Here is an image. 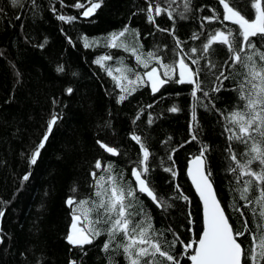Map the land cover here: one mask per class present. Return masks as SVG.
Listing matches in <instances>:
<instances>
[{
	"label": "trees",
	"instance_id": "1",
	"mask_svg": "<svg viewBox=\"0 0 264 264\" xmlns=\"http://www.w3.org/2000/svg\"><path fill=\"white\" fill-rule=\"evenodd\" d=\"M76 2L22 0L21 5L13 6L11 0H0V210L4 211V216L0 217V264H70L72 261L75 264H109V257L115 264H126L123 255L115 251L116 242L109 252L102 250L106 236L83 247L67 242L71 216L65 201L74 186L78 190L77 199L93 196L94 180L90 173L96 171L98 176L106 175L103 170L94 168L97 159L104 164L111 162L113 173L123 174L122 182H134L131 168L136 166L139 145L131 140L132 133L141 136L153 153L151 179L157 192L169 198L179 184L190 201L169 200L172 207L162 211L141 196L155 228L163 233L159 239L166 250L168 242L174 239L173 233L187 243L193 234L198 238L202 231L201 204L186 174L188 160L198 154L201 143L210 148L207 156L219 198L234 228L242 230L244 217L232 208V204L235 200L240 207L243 201L234 191L238 185L225 170L227 142L221 135L225 123L221 113L226 115L238 106L237 93L233 89L241 77L225 81V88L215 94L217 98L212 102L221 112L197 105L198 140L186 143L191 139V86L170 83L155 95L150 86H144L118 103L120 89L105 69L95 63L99 57L111 55L113 59L106 62L108 67L115 69L123 61L141 74L145 71L130 52L106 46L109 34L125 27L129 29L123 38L125 43L138 48L142 45L140 51L145 54L156 51L165 63L177 58L172 53L175 42L170 31L160 29L174 27L175 36L185 42V52L192 47L199 48L212 30L226 26L235 28L227 21L208 23L202 20L213 15V9L222 14L218 0H191V11L185 13L187 19L177 15L183 11L184 0H175L173 19L162 13L155 18V23L147 20L148 4L159 2L167 7L170 0H103L101 8L90 17L81 15L84 9L73 7ZM79 2L89 4V0ZM231 2L242 14L251 15L248 0ZM59 15L76 19L61 21L57 18ZM194 32L202 33L200 40L190 39ZM85 38L91 47L84 46ZM41 44L44 47L41 48ZM261 47L264 50V46ZM191 55L195 58L199 53ZM213 59L219 63L227 59V54L220 52ZM204 63L201 61L202 66ZM58 66L64 70L58 72ZM151 66H156L155 62ZM224 67L226 74L232 71L227 65ZM235 71L243 69L237 66ZM129 75L134 78L132 73ZM205 85L211 86V81H205ZM69 87L73 89L71 94L66 91ZM197 95L203 103H208L202 93ZM173 105L180 111H167ZM54 113L59 119L36 164L32 165L30 156ZM150 117L152 124L148 123ZM97 140L119 148L122 154L111 156L99 147ZM233 148L237 153L246 151L243 145L235 142ZM172 149H176L175 153ZM169 155L178 172L174 180L170 173L163 171V167L173 166ZM29 173V180L23 181L22 177ZM242 210L252 227L250 210ZM189 211L194 224H189ZM238 239L244 246L250 244L248 234ZM181 250L182 246L177 243L175 254L179 255ZM181 264L190 262L181 257Z\"/></svg>",
	"mask_w": 264,
	"mask_h": 264
},
{
	"label": "snow or ice",
	"instance_id": "2",
	"mask_svg": "<svg viewBox=\"0 0 264 264\" xmlns=\"http://www.w3.org/2000/svg\"><path fill=\"white\" fill-rule=\"evenodd\" d=\"M218 2L222 6V14H218L213 9V15L205 16L202 20L208 23L227 21L235 28L226 26L212 30L199 48L192 47L189 52L184 51L185 42L175 36L174 27L172 30L160 29V31H170L174 38L175 47L172 53L177 58L169 63H165L164 58L156 51L145 54L140 51L142 45L138 48L130 47L125 43L123 38L129 32L127 27L109 34L106 46L113 49L123 48L130 52L135 57L136 63L142 65L145 71L142 74L135 72L122 62L121 66L115 69L108 67L106 62L113 59L111 55L101 56L95 63L105 69L115 86L120 89L118 103L124 102L144 86H150L153 95L170 83L191 86L190 95L193 99L189 125L191 139L186 143L198 140L197 105L209 111L221 112L212 102L217 98L215 94L225 88V81L235 80L237 76L241 77L233 89L237 93L238 106L226 115L221 113L225 121L221 135L225 136L227 142L224 159L228 163L225 170L232 175L238 185L234 191L238 194L239 200L243 201L240 207L235 200L232 204V208L244 217L242 230L234 228L225 207L218 199L207 156L210 148L207 144L201 143L198 154L188 161L187 176L191 178L196 193L202 201V231L198 238L193 234V238L187 243L173 233L174 239L168 242V250H166L159 239L163 233L155 228L153 217L150 212L145 211L141 196L150 200L157 209L162 211L172 207L169 200H183L189 203L190 201L179 184L175 185V193L169 198L157 192L151 179L153 168L150 167V161L153 153L141 136L132 133L131 140L139 145V154L134 161L136 166L131 168V177L134 178V182H122L123 174L119 176L114 174L111 162L104 164L97 159L94 168L103 170L106 175L98 176L96 171L90 173L94 180L93 196L77 199V188L74 186L70 190L72 194L65 201L71 216L70 230L66 236L70 245L83 247L93 244L101 236H106L102 250L109 252L113 248V243L116 242L115 251L123 255L126 264H181V257H185L190 264H264V50L261 47L264 46V0H248L251 15L242 14L231 0H218ZM11 3L13 6H19L22 0H11ZM173 3L175 0H170L167 7H162L159 2L155 5L149 3L145 10L148 22L155 23V18L162 13H166L169 19H173V13L176 12V9L172 7ZM102 4L103 0H89L86 6L77 0L73 7L84 9L81 15L90 17L101 8ZM189 11H191V0H184L183 11L178 12L177 15L181 19H187L185 13ZM57 18L66 22L76 19V17L65 15H59ZM201 27L203 28V23ZM135 35L138 39V31ZM201 35L202 33L194 32L190 39L200 40ZM39 46L44 47L43 44ZM84 46H92L87 38H85ZM220 52H226L227 59L218 63L213 57ZM196 53L199 55L193 58L191 54ZM201 61L205 62L203 66ZM153 62L156 66L150 67ZM225 65L232 70L228 74H226ZM237 66L243 71L236 72ZM63 70L62 66L57 67L58 72ZM130 73L134 78L130 77ZM202 76L204 79H201ZM208 80L211 81V86L205 85V81ZM66 91L71 94L73 89L69 87ZM197 93H202L208 103H203ZM147 107L151 108L152 105ZM167 111L176 113L180 109L173 105ZM58 119V115L54 113L48 121L42 140L30 156V164H36L41 149L44 148ZM148 123H153L151 117ZM233 142L243 145L246 151L240 153L234 151ZM96 143L111 156L122 154L119 148L109 146L103 141L97 140ZM175 151L176 149H172L173 153ZM168 160L172 161L173 166L163 167V171L170 173L174 180L178 175L174 167L175 161L172 155L168 156ZM29 176L30 173L24 175L22 180H29ZM242 209L250 210L252 227L249 226L248 217ZM191 215L189 211V224H194ZM3 216L4 211L0 210V217ZM168 231L172 232V229L169 228ZM189 231L192 232V229L189 228ZM245 234L250 236L248 246L242 245L238 239ZM177 243L182 246L179 255L175 254ZM70 264H75V261ZM109 264H115L112 257H109Z\"/></svg>",
	"mask_w": 264,
	"mask_h": 264
},
{
	"label": "water",
	"instance_id": "3",
	"mask_svg": "<svg viewBox=\"0 0 264 264\" xmlns=\"http://www.w3.org/2000/svg\"><path fill=\"white\" fill-rule=\"evenodd\" d=\"M191 159V158H190ZM189 159V160H190ZM188 160V161H189ZM187 166H188V163H187ZM186 174H187V167H186ZM188 179H189V181H190V183H191V185H192V187H193V189H194V191H195V193H196V190H195V186L192 184V182H191V178L190 177H188ZM212 179V178H211ZM212 182H213V180H212ZM213 186H214V189L216 190V187H215V185H214V182H213ZM216 193H217V190H216ZM196 195H197V197H198V199H199V201H200V204H201V211H202V218H203V206H202V201L200 200V198H199V195H198V193H196ZM217 196H218V193H217ZM218 199H220L219 198V196H218ZM221 201V200H220ZM222 203V202H221ZM222 206H224L223 204H222ZM226 214H227V212H226ZM228 215V214H227ZM231 222V221H230ZM0 228H1V223H0Z\"/></svg>",
	"mask_w": 264,
	"mask_h": 264
},
{
	"label": "rangeland",
	"instance_id": "4",
	"mask_svg": "<svg viewBox=\"0 0 264 264\" xmlns=\"http://www.w3.org/2000/svg\"><path fill=\"white\" fill-rule=\"evenodd\" d=\"M121 62H123V61H120V63ZM128 67L132 68L135 72H138V71L135 70V67L134 66H128Z\"/></svg>",
	"mask_w": 264,
	"mask_h": 264
},
{
	"label": "bare ground",
	"instance_id": "5",
	"mask_svg": "<svg viewBox=\"0 0 264 264\" xmlns=\"http://www.w3.org/2000/svg\"><path fill=\"white\" fill-rule=\"evenodd\" d=\"M134 179V178H133ZM215 185V184H214ZM216 187V186H215ZM217 190V189H216ZM218 193V192H217ZM219 196V195H218Z\"/></svg>",
	"mask_w": 264,
	"mask_h": 264
}]
</instances>
